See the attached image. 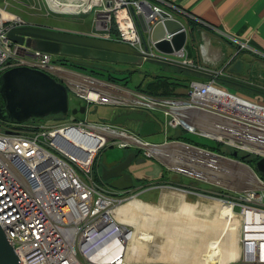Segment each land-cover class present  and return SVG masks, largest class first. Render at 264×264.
<instances>
[{
	"label": "built area",
	"instance_id": "built-area-1",
	"mask_svg": "<svg viewBox=\"0 0 264 264\" xmlns=\"http://www.w3.org/2000/svg\"><path fill=\"white\" fill-rule=\"evenodd\" d=\"M4 3L5 7L0 4V75L20 67L37 69L63 83L87 106L160 111L166 117L162 130L181 129L218 145V151L179 139L156 145L124 128L86 120L25 125L0 122V225L22 264H141L127 256L133 229L114 214L134 197L130 194L135 190L117 191L95 178L97 160L112 147L136 149L178 176L211 186L206 190L191 184L178 190L220 201L239 216L243 252L230 264H264V177L241 158L219 152L231 148L264 159V103L231 92L221 83L226 79L223 72L197 68L185 51L174 56L180 60L162 56L158 61L200 72L208 80L193 81L185 94L172 96H154L66 68L49 53L31 51L7 39L11 30L22 28L25 22L9 10V0ZM31 5L42 6L47 15L95 13L92 37L125 43L144 54L137 17L144 16L149 35L161 19L157 14L160 7L150 0H32L28 7ZM115 28L116 35L112 33ZM229 39L237 45V54L244 50L256 53L248 42ZM199 49L209 59L206 44L201 43ZM231 163L249 168L255 178H247ZM112 247L119 248V253L111 259L98 257L104 251L108 256Z\"/></svg>",
	"mask_w": 264,
	"mask_h": 264
},
{
	"label": "water",
	"instance_id": "water-1",
	"mask_svg": "<svg viewBox=\"0 0 264 264\" xmlns=\"http://www.w3.org/2000/svg\"><path fill=\"white\" fill-rule=\"evenodd\" d=\"M161 18L153 27L150 35L145 24L144 16L137 17L138 25L143 32L144 50L149 53L155 50L164 57L175 56L184 51L188 32L183 22L172 17L169 11L157 10ZM144 34H148L146 39ZM7 39L19 45H25L31 51H40L61 58L60 60H84L108 64H122L129 67H141L145 55L132 46L110 40H104L90 35L67 32L40 26L16 28L8 33ZM149 41V42H148ZM29 51L27 56L33 54ZM87 106L74 98L69 89L54 77L28 67L8 70L0 75V122L11 125H25L31 119L54 117L84 116ZM130 110L115 109L107 121L110 125L124 126L133 122L137 132L142 137H149L161 132L153 117H145ZM148 118V119H147ZM239 157L237 152L232 154ZM135 153L113 165L101 168L100 178L103 183L117 191L130 192L135 190V176L128 173ZM145 160L137 161V164ZM256 172L264 177V159L256 163ZM0 264H22L15 248L12 246L5 231L0 226Z\"/></svg>",
	"mask_w": 264,
	"mask_h": 264
},
{
	"label": "bare ground",
	"instance_id": "bare-ground-1",
	"mask_svg": "<svg viewBox=\"0 0 264 264\" xmlns=\"http://www.w3.org/2000/svg\"><path fill=\"white\" fill-rule=\"evenodd\" d=\"M67 117L54 121L63 122ZM257 161L251 160V163L256 166ZM231 164L235 165L233 168H244L241 173L247 178H255L249 168ZM181 186L184 185L166 182L156 186L167 197L163 201L161 195L162 201L158 205L133 197L114 211L121 224L133 229L127 256L141 264H230L239 260L243 252L239 216L230 212L222 202L206 196H195L196 201L190 203L188 200L193 193L178 190ZM138 188L134 187L135 190ZM119 251V248L112 247L108 256V251H104L98 253V257L111 259Z\"/></svg>",
	"mask_w": 264,
	"mask_h": 264
},
{
	"label": "crops",
	"instance_id": "crops-1",
	"mask_svg": "<svg viewBox=\"0 0 264 264\" xmlns=\"http://www.w3.org/2000/svg\"><path fill=\"white\" fill-rule=\"evenodd\" d=\"M150 1L156 6L166 9L173 14V18L184 23L188 32V39L185 47L187 52L186 54L188 59L192 61L197 68L216 73L223 72V75L226 77V79H234L235 81L241 82L248 86H254V88L261 91L259 88L261 86L264 87V83L262 82L263 80L261 79L262 77L264 78V0ZM163 1L173 4L182 11H186L187 15L190 14L199 21L191 19L190 17L183 14L180 10L165 5ZM229 37L237 38L238 40H241V42H248L249 46L253 48L256 53L252 54L251 51L244 50L240 54H237V45L234 44V42L229 39ZM201 43L206 44L209 59H204L201 56L199 49V45ZM154 52L156 53V51ZM57 60H60V58H57ZM79 61L80 60H75L73 63L78 65ZM81 62L79 64L83 65ZM86 62L91 63V68H95L103 77L109 73L133 74L135 71L129 67L115 69L111 67L112 64L103 62ZM161 67L163 70V73L161 74H172L177 76V83L179 82L180 84L185 85L182 86V88L176 87L174 89L175 95L185 94L190 83L193 81L205 82L208 80V77L201 74L200 72L191 71L193 72L191 73L180 68L181 71L178 72L180 75H176L174 73H169L166 68L164 69V66ZM110 69H114L115 71L112 72ZM139 74H142L144 77H146L148 74L153 73H141L140 71H137L136 77L139 76ZM187 78H190L191 81L189 80L186 83L185 81L183 82V80ZM144 79L145 78H143L142 81ZM142 81L140 79L138 83ZM221 83L227 87L229 85V83H227L224 79H221ZM182 89L184 90L183 92H181ZM234 89H236V87H234ZM244 93L248 92L245 91ZM176 177L177 179H174L177 182L176 184L181 185L183 181H179V176ZM166 183L171 184L172 181ZM142 192L145 194L148 192V189H144Z\"/></svg>",
	"mask_w": 264,
	"mask_h": 264
},
{
	"label": "rangeland",
	"instance_id": "rangeland-1",
	"mask_svg": "<svg viewBox=\"0 0 264 264\" xmlns=\"http://www.w3.org/2000/svg\"><path fill=\"white\" fill-rule=\"evenodd\" d=\"M0 1L2 3V6L5 7V3H4L5 0H0ZM31 1L32 0H9V10L12 11L15 15L19 16L21 18V20H23L25 22L24 26L37 25V26H41V27L53 28V29L63 30V31H71V32L82 33V34H87V35H91L92 32L95 31V21H96V14L95 13H92L91 15H88V16H69V15H56V14L47 15V11L40 5H37L36 7H33L31 5L30 7H28V3H30ZM46 9L48 10L49 8H46ZM145 37H146V39H148V34H145ZM170 58L172 60H180L179 58H176L174 56H171ZM54 60L58 61L57 57H54ZM75 60L76 59H72L69 61L73 65L74 64L73 61H75ZM80 62L83 64L82 65L83 68L92 67L91 63H88L84 60H80L79 63ZM79 63H78V65H81ZM74 65H77V64H74ZM111 67H113L115 69H123L126 67V65L112 64ZM130 68L131 69H137L141 73H145V72L153 73V74H148L146 77H144L142 74H139V76H137L136 78H129L128 81H130V82L127 84L128 85L127 87H129L130 89H135V86L139 85L140 83H144L145 85H147V83H149L152 80V77H154L155 74L163 73L161 65L153 64L151 62H146L141 67H130ZM165 68L169 71V73H174L176 75H180L178 72L181 70H180V68L178 69V67L166 65L164 67V69ZM183 69L187 72H191L187 68H183ZM111 71L114 72L115 70L112 69ZM191 73H193V72H191ZM131 74L132 73H130V75ZM151 75H153V76H151ZM123 78H124V76L122 75V77L120 78L122 80L121 82L125 83V81H123ZM143 78H145V79L142 81ZM140 79L142 82L138 83V81H140ZM189 80H190V78H187V79L183 80V82L185 81V83H186ZM135 81H137V82H135ZM183 91L184 90L182 89L181 92H183ZM177 92H178V90H177ZM261 92H262V90L260 92H258V91H256V92L251 91L250 92L249 91L248 93H243V92L239 91V92H235V93L240 94L242 96H245L249 100L260 101V102L264 103V93H261ZM170 94H172V93H170ZM113 110H114V108L109 106V105L91 104V105H88L87 113L84 116H82V115L73 116L70 114L66 120L72 121V120L77 119V120H86V121L91 122V123H104V122L107 123V121L110 119V117L113 113ZM153 113L160 119L162 126H164L165 120H166L164 113H162L160 111H156ZM54 119H55L54 117H48L45 119H31L27 123L28 124L53 123ZM176 137H178L179 140H184L187 142H192L195 144L203 145V146H205V148L216 149L218 147V145L212 140L200 137V136L193 134V133L184 132L181 129H172V128H169L167 131H165V129L162 130V127H161L160 133L153 135V136L146 137V138L143 137V139L145 141L151 143V144L162 145L167 140L169 141L170 138H176ZM129 152H130L129 149L123 150V149H119L117 147H114V148L112 147V148L106 149L102 153L101 157L96 162L95 172L100 175L101 168L103 165L107 166L109 164H113L114 162L124 158L126 156V154H128ZM219 152L222 155L227 154V155L231 156V154H233L235 151L231 148H221V150ZM217 155H219V154H217ZM239 156L243 157V156H250V155H247L245 153L240 152ZM250 159L251 160H257L254 156H250ZM106 163H107V165H106ZM248 166H250L252 169H256L255 163H249ZM135 168L137 169V173H138L137 178H136V184L137 185H135V187H141V188H138L137 190H135L133 192V194H130L131 197L134 196V197H137L138 199H141L142 201H144L146 203H151V204H155V205H158L162 201V197H163V201L166 200L167 197L163 194L161 189L157 188L156 186H158L164 182H169V181H171L170 179H172V180L177 179L176 176H178V175L169 171L159 160H157L155 158H147L144 163L136 165ZM235 170H237L238 172L241 173V171L244 170V168L236 167ZM179 177H180L179 181H183L182 184L184 186H188L190 184H193V185H197L201 189L207 188L206 190H209L211 188V186H209V185H205L202 183H196V182H194L188 178H184L181 176H179ZM138 180H142V181L150 180L151 182H155V183L147 184L146 186H141L139 184ZM184 181H185V183H184ZM150 187H153V188L149 189ZM144 189H148V192H146L145 194H142L140 196L139 193H141L142 190H144ZM161 192H162V194H161ZM161 195H162V197H161ZM148 200H153V201H148ZM188 201L190 203H194L196 201V197L191 196ZM203 217L207 218V216H203ZM187 264H190V263H187Z\"/></svg>",
	"mask_w": 264,
	"mask_h": 264
},
{
	"label": "trees",
	"instance_id": "trees-1",
	"mask_svg": "<svg viewBox=\"0 0 264 264\" xmlns=\"http://www.w3.org/2000/svg\"><path fill=\"white\" fill-rule=\"evenodd\" d=\"M112 33L114 35L117 34L116 28L113 29ZM56 62L65 66L66 68H69V69H72V70H75L78 72H82L84 74H88L91 76H95V77H98L100 79H105V80H108L112 83L120 84L123 86H128L127 84L130 82V81H128L130 73H126V74L109 73L104 78L100 73H98V71L95 68H83L82 65H74V64L72 65L69 60H67V61L66 60L65 61L64 60H58ZM122 75L124 76L123 81H125V83L121 82L122 80L120 78L122 77ZM177 81H178L177 76H174L172 74H159V75H154V77H152V80L149 83H147V85H145L144 83H141V84L135 86V89H137L141 92H146V93L154 95V96H171V95L175 94L174 89L176 87H182L184 85V84L183 85L180 84L179 82L177 83ZM225 81L227 83H229V85H231V86L228 85V87L226 86L231 92L241 91L244 93L245 91L249 92V90L255 91V92L256 91L260 92L256 88L246 86V85L242 84L241 82H237L231 78H227V79H225ZM234 87H236V89H234ZM170 93H172V94H170ZM261 93H264V91H262ZM170 139L176 140V139H178V137L170 138ZM182 141H184V140H182ZM185 142H187V141H185ZM189 143H192V142H189ZM197 145H199V144H197ZM200 146H203V145H200ZM213 150L218 151L217 149H213ZM244 157H246V159L244 160L245 163H251L250 157H248V156H244ZM95 178L98 182L102 183L100 175L96 172H95ZM138 182L142 186H146L147 184L155 183V182H151L150 180H147V181L138 180ZM172 183H175V182H172Z\"/></svg>",
	"mask_w": 264,
	"mask_h": 264
},
{
	"label": "flooded vegetation",
	"instance_id": "flooded-vegetation-1",
	"mask_svg": "<svg viewBox=\"0 0 264 264\" xmlns=\"http://www.w3.org/2000/svg\"><path fill=\"white\" fill-rule=\"evenodd\" d=\"M141 33H142V36H143V32H142V30H141ZM145 35V34H144ZM149 42V41H148ZM143 49H144V40H143ZM155 50H153L152 52L150 51L149 53H147V54H144L145 55V59H144V63L145 62H151V63H153V64H159V65H161V66H166L167 64H165V63H163V62H159L158 60L161 58L162 59V56L160 55V54H158L157 52L155 53L154 52ZM184 51L186 52V49H184ZM144 52H145V50H144ZM187 53V52H186ZM153 54V55H152ZM153 56H155V58L153 59ZM150 57V58H149ZM158 62V63H157ZM168 66V65H167ZM129 66H126L125 68H128ZM91 68V67H90ZM130 68V67H129ZM182 69V68H181ZM135 71L133 72V74L132 75H130L129 76V78H136V74H137V69H134ZM114 108V107H113ZM116 108H114V110H115ZM113 110V111H114ZM119 110H128V109H119ZM130 111H134V112H137L138 114H140V115H144V114H142V112L143 113H146L145 114V117H148V116H150V117H153L155 120H156V122H157V129H160L161 127H162V123H161V121H160V119L153 113V112H149V111H146V110H130ZM148 119V118H147ZM112 126H115V127H120V128H124V129H126L127 131H129V132H131V133H134V134H136L137 136H139V137H142V136H140L137 132H135V129L137 128V126L133 123V122H131V121H129V123L127 124V125H124V126H116V125H112ZM143 138V137H142ZM144 138H146V137H144ZM124 150V149H123ZM130 150V152L124 157V158H122V159H120V160H118V162H121V161H123V160H125L127 157H128V155L130 154V153H135L136 155H137V158H135L134 160H133V162H132V165H131V167L129 168V170H128V173H131L133 176H135V177H137V169L135 168L136 167V165H138L137 164V161H139V160H146L147 158H143V156H142V153L140 152V151H138V150H136V149H129ZM244 157V156H243ZM251 161V160H250ZM117 163V161L116 162H114L113 164H109V165H107L109 168L110 167H112L113 165H115ZM172 182H175V184L177 183L176 182V180H171ZM105 185H107L108 186V184H106V183H104ZM135 185H137L136 184V178H135Z\"/></svg>",
	"mask_w": 264,
	"mask_h": 264
}]
</instances>
